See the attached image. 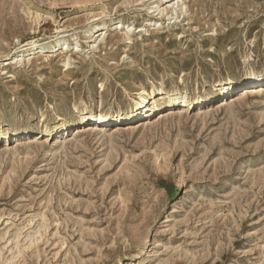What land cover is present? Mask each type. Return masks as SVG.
<instances>
[{"label": "rangeland", "instance_id": "obj_1", "mask_svg": "<svg viewBox=\"0 0 264 264\" xmlns=\"http://www.w3.org/2000/svg\"><path fill=\"white\" fill-rule=\"evenodd\" d=\"M139 2L0 0V128L16 134L0 140V264H264V85L48 135L55 114L117 110L149 81L203 98L264 66V0H189L159 27ZM123 17L131 40H83L92 19ZM59 27L79 53L16 57Z\"/></svg>", "mask_w": 264, "mask_h": 264}, {"label": "bare ground", "instance_id": "obj_2", "mask_svg": "<svg viewBox=\"0 0 264 264\" xmlns=\"http://www.w3.org/2000/svg\"><path fill=\"white\" fill-rule=\"evenodd\" d=\"M139 1L140 5H142L141 11H143L142 19H144V23L147 22L149 26L153 27H159L162 24L164 25L161 20L167 21V25L173 24L177 19L187 14V11L189 10V0ZM157 19H159V21H157ZM123 28L126 30L123 34L126 37L125 39L131 40L129 34L131 31H135V29H133L132 22H129V19L125 17L119 19H92L86 24L85 29H83L81 32L83 35V40H87V43H91L93 45L91 46V50H93L96 46L95 43L99 42L98 40L100 37L103 36L102 40H104L105 35L109 31ZM69 31L59 27L55 30L56 36L53 40L44 42L42 38L39 40L36 39L28 41L17 48L16 57H24L30 55L37 57L46 56L56 54L59 51H73L74 54H77L80 52V40H77L78 38L75 37L72 38L73 43H70L68 38L70 36H74V33L67 35ZM144 32L147 31L145 30ZM76 33L77 32H75V34ZM93 43L95 44V46ZM21 61L22 60L19 59L15 61L12 60V62H16L18 64L21 63ZM68 65L69 57L64 60V66L67 67ZM147 83L149 85L147 88L143 84L141 88L137 90V92H135L133 95H129L125 105L123 107H119L117 110L94 113L88 111L85 105L82 109L73 107V118H71L69 122L61 119L57 114H55L53 130L49 131L48 135H50V133L52 132L53 134L58 135V132L60 130H66L70 122L75 123L78 120L79 122L85 123H101L105 126H116L122 124L123 122L134 123L139 119L145 120L151 116L160 114V112L162 111H171L172 109L175 110L176 107H179V109L181 108L182 110H186L189 108L204 105L210 101L213 102L218 97H224L226 92H236V94L229 97V100H227L226 102L229 104H235L238 103L241 98L253 93L254 90H252V88L255 84H260V87L264 85V66L260 67L259 69H249L240 76H226L224 79L217 82L212 93L207 94L203 98H198V93H196V96L194 95V97H190L186 93V91H179V88L177 86L179 84L171 88H167L161 82H157L156 84L149 81ZM101 87L103 86L100 85L99 88ZM40 122L43 123L44 120L41 118ZM22 133L24 135L23 138L30 135L28 131H23ZM46 134L47 130H45V134L43 136H45ZM15 135V132L12 130L0 128V140ZM43 136L40 134H35L33 138L34 140H40ZM140 253L142 255H146V253H149L148 262L152 261L154 255L152 256L149 243L146 244L145 250L141 251ZM128 262H130V260Z\"/></svg>", "mask_w": 264, "mask_h": 264}]
</instances>
